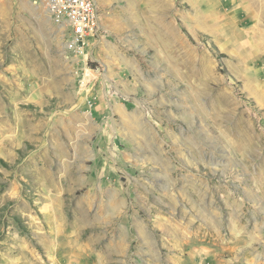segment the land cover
I'll use <instances>...</instances> for the list:
<instances>
[{
    "label": "rangeland",
    "instance_id": "obj_1",
    "mask_svg": "<svg viewBox=\"0 0 264 264\" xmlns=\"http://www.w3.org/2000/svg\"><path fill=\"white\" fill-rule=\"evenodd\" d=\"M245 4L96 0L74 45L41 0H0V264H264Z\"/></svg>",
    "mask_w": 264,
    "mask_h": 264
},
{
    "label": "built area",
    "instance_id": "obj_2",
    "mask_svg": "<svg viewBox=\"0 0 264 264\" xmlns=\"http://www.w3.org/2000/svg\"><path fill=\"white\" fill-rule=\"evenodd\" d=\"M41 4L51 20L67 23L74 45L97 29L96 0H41Z\"/></svg>",
    "mask_w": 264,
    "mask_h": 264
},
{
    "label": "crops",
    "instance_id": "obj_3",
    "mask_svg": "<svg viewBox=\"0 0 264 264\" xmlns=\"http://www.w3.org/2000/svg\"><path fill=\"white\" fill-rule=\"evenodd\" d=\"M253 2H254V0H246V4H245L246 10H248L250 8L251 3H253ZM257 2H259V6L261 7V9H263L264 8V6H263L264 5V0H257Z\"/></svg>",
    "mask_w": 264,
    "mask_h": 264
},
{
    "label": "bare ground",
    "instance_id": "obj_4",
    "mask_svg": "<svg viewBox=\"0 0 264 264\" xmlns=\"http://www.w3.org/2000/svg\"><path fill=\"white\" fill-rule=\"evenodd\" d=\"M47 15V17L50 19V16L48 15V14H46Z\"/></svg>",
    "mask_w": 264,
    "mask_h": 264
}]
</instances>
